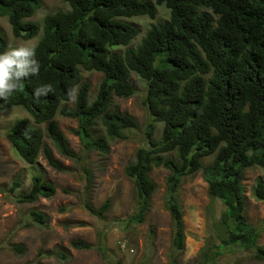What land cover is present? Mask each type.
<instances>
[{
    "label": "trees",
    "instance_id": "obj_1",
    "mask_svg": "<svg viewBox=\"0 0 264 264\" xmlns=\"http://www.w3.org/2000/svg\"><path fill=\"white\" fill-rule=\"evenodd\" d=\"M62 1L68 10L46 14L38 24L29 18L39 8V0H0V16L7 18L14 37L27 40L42 30L35 49L38 75L19 81L6 100L0 99V110L18 106L30 116L20 118L7 132L13 152L29 165L42 155L53 169L66 171L45 144L47 134L59 154L81 164L87 188L92 173L84 166L85 154L96 151L105 157L111 141L127 139V131L138 127L133 115L113 104L114 96L135 94L133 73L145 83L142 104L152 119L145 143L124 168L135 189L130 221L142 222L150 208L157 190L151 171L168 170L163 205L171 218L173 262L185 249L181 184L184 177L202 171L209 198L224 206L219 223L226 231L219 244L205 243L202 262L214 261L230 245L251 250L253 259L264 262V246L258 244L264 220L256 225L247 219L243 184L246 169L264 168V0ZM157 5L169 10L168 19L149 27L131 47L139 29L125 19L155 18ZM6 48L0 27V51ZM81 70L103 74L92 100L91 85ZM43 85H51L52 91L35 98L34 89ZM58 115L77 120L72 132L80 139L79 153L69 148ZM155 122L162 124L158 138ZM209 155H214L213 161L204 165ZM20 185L14 181L10 190ZM54 194L55 185L36 174L17 201L34 203ZM251 197L264 205V180L254 183ZM82 206L101 220L110 199L98 207L85 199ZM29 216L37 225L47 222L36 209ZM70 244L77 250L104 249L80 239ZM8 248L19 255L25 251L22 244ZM43 256L65 261L69 254L57 247L39 249L34 261L25 264H43L39 261Z\"/></svg>",
    "mask_w": 264,
    "mask_h": 264
},
{
    "label": "rangeland",
    "instance_id": "obj_2",
    "mask_svg": "<svg viewBox=\"0 0 264 264\" xmlns=\"http://www.w3.org/2000/svg\"><path fill=\"white\" fill-rule=\"evenodd\" d=\"M39 1V8L29 18L38 24H41L46 14L69 9L62 0ZM168 17L169 10L164 5H157L155 18L134 16L125 19L139 29L138 36L130 46H136L149 27ZM0 27L7 40L6 50L20 45L37 44L42 35L40 29L31 39L16 38L4 16H0ZM81 73L83 79L91 85L92 100L103 74L84 70ZM130 80L135 86V94L129 98L114 96L113 104L119 110L133 115L138 127L127 131V139L111 141L109 153L105 157L96 151L85 154L84 166L92 173L87 188L81 164L59 154L47 134L44 138L45 144L51 149L53 157L67 170L53 169L42 155L34 165L23 162L11 149L6 135L20 118L30 116L18 106L0 110V264H25L34 261L39 249L51 250L56 247L69 254L67 260L43 256L39 261L43 264H205L201 255L205 243L219 244L226 237V231L219 223L224 206L220 200L209 198L202 171L184 177L181 184L185 249L173 262L169 259L171 218L163 205L168 170L154 168L151 171L150 176L157 184V190L151 197L150 208L142 222L130 221L129 217L135 208V189L133 181L125 175L124 168L134 158L136 149L145 143L147 124L152 119L142 104L145 83L133 73ZM56 121L67 138L69 148L79 153L81 142L72 132L77 126V120L58 115ZM41 126L45 129V125ZM161 128V123H154L155 138L160 136ZM213 157L214 155L205 157L203 164H210ZM36 174H41L45 180L55 185L54 196L50 199L39 197L34 203L18 202V196L28 190L31 177ZM259 179L264 180V168L255 166L244 171L243 184L247 198L245 214L256 225L264 220V205L251 197V187ZM14 181H19L21 185L10 190ZM64 189L71 192L66 193ZM107 198L110 199V208L101 220L90 215L82 206L86 199L94 207H98ZM32 209L45 214V225L31 222L29 211ZM73 239L94 245L102 244L103 252L96 248L74 249L70 244ZM12 244H22L24 253L19 255L10 250L8 245ZM258 244L264 246V229ZM251 254V250L230 245L208 264H264L263 261L253 259Z\"/></svg>",
    "mask_w": 264,
    "mask_h": 264
},
{
    "label": "clouds",
    "instance_id": "obj_3",
    "mask_svg": "<svg viewBox=\"0 0 264 264\" xmlns=\"http://www.w3.org/2000/svg\"><path fill=\"white\" fill-rule=\"evenodd\" d=\"M36 44L20 45L0 51V99H7L18 86V82L38 75L40 64L35 56ZM52 91L51 85L37 87L33 96L39 98Z\"/></svg>",
    "mask_w": 264,
    "mask_h": 264
}]
</instances>
